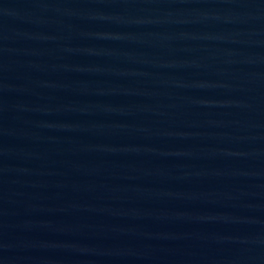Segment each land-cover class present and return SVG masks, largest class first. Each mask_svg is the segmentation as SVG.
I'll list each match as a JSON object with an SVG mask.
<instances>
[{
	"label": "water",
	"instance_id": "1",
	"mask_svg": "<svg viewBox=\"0 0 264 264\" xmlns=\"http://www.w3.org/2000/svg\"><path fill=\"white\" fill-rule=\"evenodd\" d=\"M0 264H264V0H0Z\"/></svg>",
	"mask_w": 264,
	"mask_h": 264
}]
</instances>
